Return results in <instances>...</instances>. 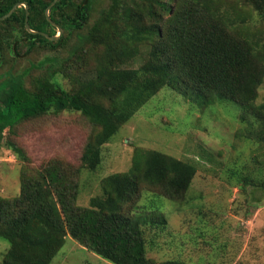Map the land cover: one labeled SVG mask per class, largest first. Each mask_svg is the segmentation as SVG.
<instances>
[{"label":"trees","instance_id":"trees-1","mask_svg":"<svg viewBox=\"0 0 264 264\" xmlns=\"http://www.w3.org/2000/svg\"><path fill=\"white\" fill-rule=\"evenodd\" d=\"M53 1L0 0V18L18 4L0 25L22 30L19 37L0 32V62L6 53L19 56L22 49L29 54L69 46L66 58L38 62L50 67L49 74L28 84L33 65L19 74H0V143L6 131L28 120L64 111L79 112L94 130L79 169L51 160L23 180L18 197L0 198V238L9 244L2 264H51L67 235L111 264H151L142 225L165 223L162 202L149 197L141 213H134L139 194L132 198L147 188L160 190L171 202L178 200L188 190L196 165L157 150H138L127 171L103 178V195L92 197L87 207L76 205V177L81 168L98 167L103 145L165 87L195 95L204 105L237 104L254 119L246 121L252 130L245 137L264 145V111L254 104L264 79V38L257 36L254 19L264 22V0H241L244 8L232 3L224 8L221 0H111L91 25L94 0ZM24 4L33 32L24 25ZM49 6L50 21L45 15ZM241 9L250 11L249 18ZM58 29L57 40L45 37L55 36ZM144 47L148 51L142 56ZM93 57L94 71L89 72L94 74L83 80L75 75L71 88H64L58 77L74 69L83 72ZM11 147L26 159L22 148ZM253 164L257 169L251 173L231 174L244 187L264 192V153Z\"/></svg>","mask_w":264,"mask_h":264},{"label":"rangeland","instance_id":"rangeland-1","mask_svg":"<svg viewBox=\"0 0 264 264\" xmlns=\"http://www.w3.org/2000/svg\"><path fill=\"white\" fill-rule=\"evenodd\" d=\"M221 1L224 8L229 3L232 7L240 4L244 8L241 0ZM110 2L94 0L89 25L96 21L101 10L110 7ZM240 12L245 18L251 15L248 9ZM254 25L257 36L264 38V22L258 16ZM4 27L0 25V32L9 33V37L11 33L15 37L22 35L19 26L11 30ZM73 42L74 39L69 44ZM68 48L59 51L39 48L29 54H24L22 49L19 56L6 53L0 62V74L7 70L19 74L33 65L26 77L28 84L32 79L49 74L50 67H39L38 62L46 57L66 58ZM147 51L144 47L142 56ZM140 62L138 60L134 66ZM88 64L80 70L83 72L72 69L66 77L60 75L58 78L64 88H71L75 75L78 80L93 75L94 72L89 71H94V57ZM130 66L131 61L124 64V67ZM197 101L195 95L186 96L168 87L160 89L103 145L98 167L80 169L76 177L79 191L76 205L87 207L92 197L102 196L103 178L127 171L136 151L157 150L193 162L196 172L188 190L174 202L160 190L147 188H140L132 198L139 194L134 200V213L145 208L149 197L162 202L165 223L154 225L149 221L142 225L146 257L151 264L166 260L183 264H264V192L244 187L238 176L231 174L233 171L251 173L252 169H257L253 160L264 153V145L245 137L252 130L246 121L254 123V119L232 102L204 105ZM254 104L264 111V79ZM93 130L79 112L64 111L28 120L6 131L0 143V198L18 197L23 180L35 176L51 160L62 162L66 168L79 169L82 151ZM12 144L23 149L26 159L15 155ZM259 199L260 205L255 201ZM8 246V242L0 238V264ZM51 264L111 263L67 235Z\"/></svg>","mask_w":264,"mask_h":264},{"label":"water","instance_id":"water-1","mask_svg":"<svg viewBox=\"0 0 264 264\" xmlns=\"http://www.w3.org/2000/svg\"><path fill=\"white\" fill-rule=\"evenodd\" d=\"M57 0H54L53 1V3L54 2H56ZM51 6V5H50ZM50 6L47 8V10H46V12H45V15H46V18L49 20V16H48V10H49V8H50ZM16 7H18V4H16V5H14L13 7H12V9L10 10V12L6 15V16H4V17H1L0 18V20H2V19H4V18H6L7 16H9L14 10H15V8ZM24 7H25V9H26V16H25V20H24V25H25V28L29 31V32H33L31 29H29V26H28V17H27V6L24 4ZM50 21V20H49ZM60 33H61V30L60 29H58V36H52V37H49V36H46L45 35V37L47 38V39H49V40H52V41H54V40H57V38L59 37V35H60Z\"/></svg>","mask_w":264,"mask_h":264}]
</instances>
